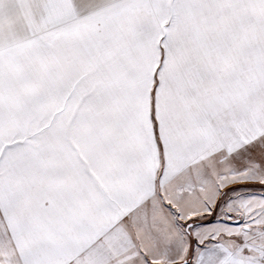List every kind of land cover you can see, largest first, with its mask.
Segmentation results:
<instances>
[{
	"label": "snow or ice",
	"instance_id": "obj_1",
	"mask_svg": "<svg viewBox=\"0 0 264 264\" xmlns=\"http://www.w3.org/2000/svg\"><path fill=\"white\" fill-rule=\"evenodd\" d=\"M0 264H264V0H0Z\"/></svg>",
	"mask_w": 264,
	"mask_h": 264
}]
</instances>
